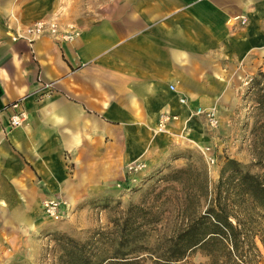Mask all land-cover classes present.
Segmentation results:
<instances>
[{"label":"crops","instance_id":"0c3cea01","mask_svg":"<svg viewBox=\"0 0 264 264\" xmlns=\"http://www.w3.org/2000/svg\"><path fill=\"white\" fill-rule=\"evenodd\" d=\"M58 5L0 0V263L43 227L42 200L85 211L127 163L199 142L189 111L231 103L264 68V0H70L69 39L8 35ZM14 102L26 120L10 127Z\"/></svg>","mask_w":264,"mask_h":264},{"label":"trees","instance_id":"16d2710c","mask_svg":"<svg viewBox=\"0 0 264 264\" xmlns=\"http://www.w3.org/2000/svg\"><path fill=\"white\" fill-rule=\"evenodd\" d=\"M257 76L264 79L262 71H257ZM252 80L256 88L257 77ZM256 90L254 110L261 118L252 124L250 162L246 165L224 156L211 187L201 164L172 170L167 177L179 188L172 196L175 212L169 226L162 231L156 227L144 231L146 224L161 223V213L143 210L139 203L130 204L121 222L108 232L110 253L102 263L94 264H142V251L149 254L150 264H177L191 251L205 257L203 264H252L260 257L257 241L263 243L264 231V86ZM150 231L158 245L155 253L143 245Z\"/></svg>","mask_w":264,"mask_h":264},{"label":"rangeland","instance_id":"374dc122","mask_svg":"<svg viewBox=\"0 0 264 264\" xmlns=\"http://www.w3.org/2000/svg\"><path fill=\"white\" fill-rule=\"evenodd\" d=\"M59 3L57 12H52L47 18L36 20L55 19L61 28H70V0H59ZM261 71L264 73V68ZM255 77L259 83L256 88L264 86V79L259 78L255 72L247 83L237 90L231 103L216 107L218 124L214 129L204 124L206 134L204 138L198 142L187 134L184 135L187 137L186 146L175 148L171 154V157H179L176 159L169 157L151 167L145 166L131 173L124 181L112 183L102 194L99 202L89 205L81 213L77 212L74 215L66 213L61 219L54 221L45 219L43 227L30 236L31 240L22 251L15 252L10 258H5V263L0 264H94L98 261L102 263L110 253L106 242L108 232L113 231L115 223L121 222L130 204L139 203L143 210L161 213L163 217L161 223L146 224L142 227L144 231L147 232L152 227L162 231L164 226H169L175 212L172 196L179 187L169 182L171 180L167 177L168 173L188 164L193 166L201 164L207 171L211 187L217 180L218 169L224 156L246 165L250 162L252 124L261 118L254 110L257 90L252 84V79ZM56 225L60 227L56 228ZM150 234V238H147L143 245L155 253L158 246L154 239L155 233L150 231ZM262 240V244L257 241L260 257L254 258L252 264H264V231ZM139 257L142 264H150L147 252L142 251ZM204 261L205 257L198 251H191L177 264H203Z\"/></svg>","mask_w":264,"mask_h":264},{"label":"built area","instance_id":"2783aa9c","mask_svg":"<svg viewBox=\"0 0 264 264\" xmlns=\"http://www.w3.org/2000/svg\"><path fill=\"white\" fill-rule=\"evenodd\" d=\"M8 35L11 36L12 40L15 39H25L31 41L34 38L40 36H50L56 40H66L71 36L70 30L61 28L55 19H46V20H34L22 27L15 28L13 34L8 32ZM264 61V58H263ZM172 89V86H169ZM179 102L184 104V99L179 98ZM10 107L13 109V112L9 115L7 119V125L10 127L21 126L25 123L26 115L23 110L18 108L16 102L12 103ZM190 116L201 117L203 123L208 126L210 129H214L218 120L216 117L215 110L212 108H203L195 107L189 111ZM173 118L175 115H164L163 118L158 122L156 126V131H159L163 128V125L166 120ZM145 167V164L142 162H130L125 165V179L131 173L139 171ZM124 179V180H125ZM41 213L44 219L47 220H59L66 214V206L59 199L50 198L44 199L40 202Z\"/></svg>","mask_w":264,"mask_h":264}]
</instances>
